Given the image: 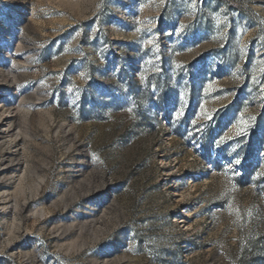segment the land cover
<instances>
[{
    "label": "rangeland",
    "instance_id": "rangeland-1",
    "mask_svg": "<svg viewBox=\"0 0 264 264\" xmlns=\"http://www.w3.org/2000/svg\"><path fill=\"white\" fill-rule=\"evenodd\" d=\"M0 264H264V0H0Z\"/></svg>",
    "mask_w": 264,
    "mask_h": 264
}]
</instances>
